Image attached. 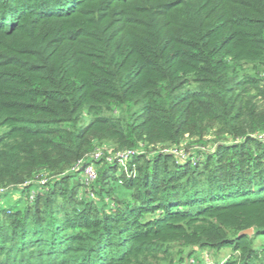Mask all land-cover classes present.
<instances>
[{
	"label": "trees",
	"instance_id": "trees-1",
	"mask_svg": "<svg viewBox=\"0 0 264 264\" xmlns=\"http://www.w3.org/2000/svg\"><path fill=\"white\" fill-rule=\"evenodd\" d=\"M258 236L264 0H0V264H264Z\"/></svg>",
	"mask_w": 264,
	"mask_h": 264
},
{
	"label": "rangeland",
	"instance_id": "rangeland-1",
	"mask_svg": "<svg viewBox=\"0 0 264 264\" xmlns=\"http://www.w3.org/2000/svg\"><path fill=\"white\" fill-rule=\"evenodd\" d=\"M203 136H204V140H206L205 145L201 146L199 144L200 146L198 145L197 147L203 149L204 151H208V150H210L211 146L214 144V141H215V138L213 136V131H209L208 134H205ZM195 140H196L195 138H191V139L186 138L185 140H183V142L179 148H175L173 146L160 145L157 148L150 147L148 149V151L150 153H154V152H156V150L157 151L164 150V151H171V152H179L181 150L183 152H186L187 149H190V146H193L194 144H196V143H194ZM102 148L106 152H109L108 153L109 155L106 156V157H109V159H112L115 156H117L116 152L113 150L114 149L113 144H109L106 142V143L102 144ZM96 153H99V152H96ZM96 153H94L93 155L95 156ZM183 155H184V153H182V156ZM79 191L84 193L83 189H79ZM256 240H257L256 241L257 245L260 244L262 241H264L263 238H261V236H258ZM187 250H188V248L185 249L184 254L187 252ZM230 255H231V250L229 248H221L219 251H214V250L200 251V250L196 249L193 252V255L191 257L186 256V258L183 260L182 263H184V264H215V263H217V262H219L225 258H228ZM161 264H165V262H163Z\"/></svg>",
	"mask_w": 264,
	"mask_h": 264
},
{
	"label": "built area",
	"instance_id": "built-area-1",
	"mask_svg": "<svg viewBox=\"0 0 264 264\" xmlns=\"http://www.w3.org/2000/svg\"><path fill=\"white\" fill-rule=\"evenodd\" d=\"M131 152L130 151H126V152H117V156L115 157H118V160H120L121 163L124 162V158L126 156H128ZM179 153L181 154V152L179 151ZM99 153H96L95 156H98ZM96 176V172L94 171L93 169V166L92 165H86L84 167V171H83V179L84 181L87 183V182H90L91 180H93ZM204 254V253H203Z\"/></svg>",
	"mask_w": 264,
	"mask_h": 264
},
{
	"label": "water",
	"instance_id": "water-1",
	"mask_svg": "<svg viewBox=\"0 0 264 264\" xmlns=\"http://www.w3.org/2000/svg\"><path fill=\"white\" fill-rule=\"evenodd\" d=\"M245 232L248 233V234H250L252 232V229L251 228L250 229H247Z\"/></svg>",
	"mask_w": 264,
	"mask_h": 264
}]
</instances>
